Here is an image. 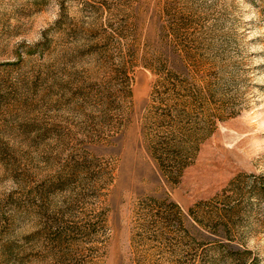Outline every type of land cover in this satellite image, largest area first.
<instances>
[{
	"label": "rangeland",
	"instance_id": "1",
	"mask_svg": "<svg viewBox=\"0 0 264 264\" xmlns=\"http://www.w3.org/2000/svg\"><path fill=\"white\" fill-rule=\"evenodd\" d=\"M169 88L236 112L175 185L142 136ZM240 174L264 175V0H0V264H232L188 211ZM248 194L239 264H264ZM147 196L178 203L196 238L143 239Z\"/></svg>",
	"mask_w": 264,
	"mask_h": 264
},
{
	"label": "trees",
	"instance_id": "2",
	"mask_svg": "<svg viewBox=\"0 0 264 264\" xmlns=\"http://www.w3.org/2000/svg\"><path fill=\"white\" fill-rule=\"evenodd\" d=\"M164 79L166 82L171 80L169 76ZM167 90L172 92L151 93L142 136L160 173L175 185L194 162L201 144L214 132L217 122L236 115V112L229 111L224 102L216 100L215 92ZM245 177L250 180H243ZM243 184L250 190L246 191ZM248 193L256 195L259 201L264 200V175L240 174L221 193L196 202L188 211V215L207 228L214 239L209 242L199 231L202 242L207 240L212 249H220L232 264L236 261L239 264L244 256L251 254L240 236L245 212L253 207L248 201L251 196ZM137 216L143 239L164 243L172 238L179 243L188 236L196 238L184 225L186 214L181 206L168 197H145L138 203Z\"/></svg>",
	"mask_w": 264,
	"mask_h": 264
}]
</instances>
